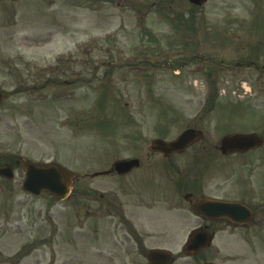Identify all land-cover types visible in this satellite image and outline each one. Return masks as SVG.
I'll use <instances>...</instances> for the list:
<instances>
[{
    "label": "rangeland",
    "instance_id": "obj_1",
    "mask_svg": "<svg viewBox=\"0 0 264 264\" xmlns=\"http://www.w3.org/2000/svg\"><path fill=\"white\" fill-rule=\"evenodd\" d=\"M52 1V4L47 5L50 10L46 9L43 13L39 11L38 7L41 4L35 3L36 0L15 5L16 20L12 21L14 17L11 19L12 22L0 25V67L4 72H7L10 64L16 67V71L24 79L21 88L25 87L29 91H31L29 86L44 85L49 76L59 82L62 79L71 78V71L79 73V76H74L79 80L71 85H65L62 81L61 88L56 87V84L52 85L54 83H47L40 93L43 97L52 95L54 99L61 101L59 108L62 118L59 120H55V116L58 115L55 110H58V107L51 101H47L44 106L26 105L32 117L21 116L24 110H15L14 114H0V164L5 162L3 159L5 154L9 155L11 152L41 162H63L67 168L79 176L92 172L100 166L99 163L101 167H107L117 159L136 154L140 145L146 146V142L156 137L159 131L163 134L167 124L171 126L165 133L173 138L187 123H196L204 129L206 134L203 141L208 143L220 142L227 130H234L238 126L248 128L264 125V84H251L249 81L240 80L242 78L237 77L239 72L236 69L231 74L220 71L215 82L208 81L203 75L197 79L195 77L198 76L192 73L200 68L201 59L186 60L199 52L204 56L216 55L219 60L224 57L226 64H234L238 59L236 51H243L241 47L229 48L222 42V44H215L210 42V39L199 35H211L210 31L218 35L219 31L250 30L251 20L260 15L264 16V0H211L203 7H196L188 0ZM36 10L38 12H35ZM256 25L259 31L264 30V23L260 22V18L256 20ZM205 31L207 33H203ZM257 32L253 30L251 35H256ZM160 33L161 35L170 34L173 41H178L176 46H179L178 44L182 41L183 48H174L173 41L169 42L167 38L158 37ZM141 34L156 36L152 39L153 45L146 48L143 45L147 43L144 42L135 47L133 42L141 38ZM190 35L196 37L190 38ZM140 41L141 39L138 42ZM195 45H198L197 49L193 48ZM106 46H111V49L106 51ZM93 48L96 50L91 52ZM119 48H121L120 51ZM167 53L175 57V61H181L180 75L175 74L176 71L170 69V65L164 63L165 60L158 59L160 57L158 55H167ZM92 54L95 60L91 61ZM74 56L78 62L70 64V58ZM113 57L115 59H111ZM122 57L125 62L153 63L152 68L148 69L151 84L149 89H145L140 81L137 86L126 83L123 91L120 89L122 93H118V96L124 102H128L127 109L119 104L115 91L116 85L122 80V71L115 68L105 70L98 67L97 69L95 65L85 64L88 63V59L95 63L111 60L120 63ZM59 61H62L66 67L74 69L66 70V74L58 79L50 73L56 72L55 67ZM105 71H107L106 74ZM244 74L249 79L248 71H244ZM129 77L123 76V80H128ZM83 78H86L87 85ZM91 78H94L93 82L88 81ZM107 78H110V81L106 80ZM145 78H147L146 74L143 80ZM102 80L105 81L101 82ZM244 81L248 83V87H251L250 91L244 88ZM97 84L99 85L96 93H93L92 90ZM6 87L10 88L9 85ZM87 87L90 90L89 96L73 98L71 103L68 102V96L77 95L81 90L86 91ZM21 91L14 97L10 96L9 100L25 103L39 97V94L32 91L30 93ZM149 93L153 103L157 104L160 114L167 120L170 119L169 122L163 120L158 123L159 131L155 127L159 118L157 110L154 112L148 108L149 102L146 101L149 100ZM212 96L215 101L210 102ZM211 104L213 106L208 110ZM88 105H90L89 119L86 120L87 122L84 121L85 124L75 120V123L79 124L76 131H73L70 126L69 129L62 128L61 120L71 111L81 109L84 112L88 109ZM179 113L181 116L171 120ZM13 123L16 125L15 130L11 126ZM61 131V136L56 137V134ZM139 141H141L140 144H138ZM71 144L75 146L71 147ZM34 146L42 149L34 152L31 149ZM67 148H76V150L72 149L74 156L66 152ZM61 152L62 158H68L69 163H66L69 161L67 159H64L65 162L61 161L62 158L59 155ZM200 158L195 162L194 167V172L198 175H200L199 166L202 164L200 169L203 170L208 165L205 156ZM95 159L100 161L84 163ZM233 163L236 167L234 173L224 174L222 179L225 181L239 177L238 181L242 183L249 173L241 165L248 166L250 162L235 161ZM254 167L257 169L251 172V175L256 174L254 178L260 175L258 185L264 192V166ZM190 177L193 179L196 176ZM215 178L219 179L220 176ZM22 181H6L0 178V209H13V213L7 216L8 221H19L21 216L24 228L28 227L30 222H42L40 216L44 215L42 212L46 210L48 214L56 215L58 209H89L92 196L88 192L82 195L76 193L80 195L82 201L78 199V195L77 200L72 201H59L49 195L37 198L23 191ZM209 190L212 194L221 195L227 199L223 195L226 192H218L210 188ZM97 197L99 198V192ZM85 216L86 214L81 213L76 223V226L80 224L79 229L75 230L78 234L74 238L78 262L79 264H104L101 258L96 257L97 253L94 251L99 249L105 251L108 245L105 240V219L97 220V226H93L90 224L92 221ZM202 222L192 214L190 225L186 229L179 228L175 231L176 238L170 244L172 250L179 252L185 240L183 234L188 235L190 230ZM55 226L56 224L53 223L52 227ZM215 227L218 228L216 223H212V230H215ZM12 231L6 229L0 234V247L7 255L12 252V249L16 250L21 245L19 240L21 237L13 239L6 237L5 232ZM226 234L228 244L225 251L227 253L220 252V255H217L214 262L218 264H232L233 242L230 247L232 237L229 232ZM220 235L221 233L218 232V240ZM40 239L41 235L38 236V240ZM224 239L225 236L222 237V240ZM215 249L214 245L210 252H214ZM257 250L258 254L251 258L259 260L255 264H264V255L260 256L261 251ZM38 253L41 258L40 264L51 263L52 256L49 251L44 254L40 248ZM33 258L25 264H37V260Z\"/></svg>",
    "mask_w": 264,
    "mask_h": 264
},
{
    "label": "flooded vegetation",
    "instance_id": "obj_2",
    "mask_svg": "<svg viewBox=\"0 0 264 264\" xmlns=\"http://www.w3.org/2000/svg\"><path fill=\"white\" fill-rule=\"evenodd\" d=\"M28 1L31 0H0V25L16 20L15 5ZM38 2L41 4L38 7L39 11L41 13L46 12L48 0H36L35 3ZM35 12H38V10ZM11 19L13 20L11 21ZM210 33L211 35L199 36L208 38L210 42L215 44L224 43L229 48L241 47L243 51H236L238 59L234 64H226L224 57L219 60L216 55L204 56L196 52L188 59L185 58L187 61H192L193 59H201L202 61L200 68L197 69L198 71L192 73V75H197L198 78L203 75L208 80L216 81L220 71L231 74L236 69L239 72L237 77L245 78L244 71H250L249 82L251 84H264V30L258 31L256 35H251L252 31L239 32L234 30L219 31L218 35H215L214 31H210ZM241 33L244 34L242 35ZM171 37L167 38L169 42L173 41ZM195 37V35H190V38ZM176 43L178 41L174 40V48H183L182 41L178 44L179 46H176ZM193 48L197 49L198 45ZM178 62L181 63L180 60ZM105 64L107 63H99V65ZM121 64L124 68L127 66L126 62ZM141 64H144V62ZM128 66L134 79L141 76L142 67L139 62L129 63ZM59 69L56 70L63 74L66 73L64 67H59ZM16 70L17 68L11 64L7 72H4L0 67V91H3L4 98H6L7 92L3 87L14 83L18 77H21ZM71 75H74V73H71ZM123 76L125 75L122 74V79ZM21 81L24 82V79H21ZM65 81L67 82V80ZM15 92L14 90L13 93ZM38 102L40 100H33L31 104L36 107ZM3 103L0 104V107ZM12 108L15 109V106H12ZM0 110L10 112L9 108H0ZM254 128L256 127H248L238 132H255ZM189 129L200 130L203 128L196 123L189 122L180 132L175 134V138L181 132ZM203 139L193 140L183 150L175 151L168 156L163 152L152 149L145 153L144 148L139 147L138 154L127 159L137 157L140 160V165L133 168L128 174L119 175L114 169H110L111 167L105 169L109 171L105 173V177L119 178L117 187L123 189L125 193L126 189L129 193L132 186L125 184V180L122 179L132 175L133 172H139L136 175L140 180L134 186L137 193L130 200L136 199L140 205L138 209H133V207L129 206L127 200L117 205L115 195L110 194L105 199L104 194H102L100 201L105 200L106 205L99 206L97 209H86L92 219L100 212L105 214L108 247L104 252L97 250L98 253L96 254L97 258H101L104 261V264H150V252L158 247L157 245L162 236L168 242H171L174 238L171 233L167 237L161 235L159 230L170 229L176 224L185 226L190 223L191 209H211L207 206H200L208 199L239 202L246 205L251 211L249 222L246 223L231 221V219L224 216L217 220L219 223H226V225L232 227L233 264H255L259 260L251 257H255L258 254L257 249L261 251L260 256L264 255V192L263 188L258 185V179L251 182L248 179H244L241 183L238 181L239 179L224 181L221 178L222 174L233 169L231 163L235 161H249L250 166L243 168L247 172L254 170L252 166L255 161H258L260 165H264V143L253 146L248 150L225 155L220 149V143H208L204 142ZM200 152H204L207 162L219 159L224 160L217 163H208L203 170L200 169V165V175L196 174V178L193 180L189 174L190 161L193 155H199ZM154 155L159 156L160 161L158 163L153 160L152 156ZM217 176H220V178L216 179L215 177ZM148 178L151 179L146 181L145 179ZM209 188L216 189L218 192H226L224 196L227 199H224L221 195L212 194ZM95 200H98L96 196ZM12 210L0 209V234L6 229L13 230L11 233L5 232L6 237L12 239L21 237L19 239L21 245L16 250L12 249V252L8 255L4 253L2 248L0 250V264H25L33 257V259L37 260V264H40L41 258L38 253L40 248L44 254L47 251L50 252L52 256L50 264H79L74 239L78 234V231L75 232L77 229L75 225L79 219V209H71L70 211L58 209L59 211H57L56 215H51L50 217L46 215L47 211H44L42 212L44 215L40 216L43 220L42 222H30L26 228H24V223L21 221H8L9 218L7 216L13 213ZM21 218L19 216V219ZM34 218L36 217L34 216ZM240 218L244 219L245 217L238 215V219ZM52 222L56 224L54 227L55 231L52 227ZM38 226H40V231H37ZM39 235H41L40 240H38ZM261 245L263 247H260ZM194 257L198 259L194 264H200L199 261H202V264H218L199 256V253ZM173 261L174 258L171 257V263Z\"/></svg>",
    "mask_w": 264,
    "mask_h": 264
},
{
    "label": "water",
    "instance_id": "obj_3",
    "mask_svg": "<svg viewBox=\"0 0 264 264\" xmlns=\"http://www.w3.org/2000/svg\"><path fill=\"white\" fill-rule=\"evenodd\" d=\"M193 2H196L198 4H201L204 0H192ZM188 133V132H187ZM252 138L251 136H244V135H235V136H226L223 139V149L227 150L230 149L232 145L237 143H247L251 142ZM40 170L37 168L32 169L29 172L28 178L25 183V187L27 189L32 190L33 192L39 193L42 187L47 188L48 190L52 191L53 193L61 194L64 193V191H58V187L56 186L57 183L54 182L49 176L45 177L44 180L38 179V175L40 174ZM68 186V185H67ZM65 186L63 190L67 187ZM69 186L67 187V189ZM211 215L214 216L216 209H207ZM199 233L195 234L193 237V240L200 239Z\"/></svg>",
    "mask_w": 264,
    "mask_h": 264
}]
</instances>
